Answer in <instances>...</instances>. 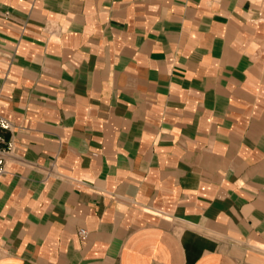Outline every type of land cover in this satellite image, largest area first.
Masks as SVG:
<instances>
[{
	"label": "crops",
	"instance_id": "0c3cea01",
	"mask_svg": "<svg viewBox=\"0 0 264 264\" xmlns=\"http://www.w3.org/2000/svg\"><path fill=\"white\" fill-rule=\"evenodd\" d=\"M0 115V264H264V0H0Z\"/></svg>",
	"mask_w": 264,
	"mask_h": 264
},
{
	"label": "built area",
	"instance_id": "2783aa9c",
	"mask_svg": "<svg viewBox=\"0 0 264 264\" xmlns=\"http://www.w3.org/2000/svg\"><path fill=\"white\" fill-rule=\"evenodd\" d=\"M12 124L9 120L0 115V175L3 173L4 156L9 153L13 148V142L11 139H6L3 136V132L11 131ZM78 233L81 236L85 235V230L80 229Z\"/></svg>",
	"mask_w": 264,
	"mask_h": 264
}]
</instances>
